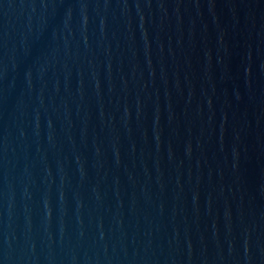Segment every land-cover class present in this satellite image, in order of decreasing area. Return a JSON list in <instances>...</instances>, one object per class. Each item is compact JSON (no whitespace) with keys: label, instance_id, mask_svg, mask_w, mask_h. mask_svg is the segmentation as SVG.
<instances>
[{"label":"water","instance_id":"obj_1","mask_svg":"<svg viewBox=\"0 0 264 264\" xmlns=\"http://www.w3.org/2000/svg\"><path fill=\"white\" fill-rule=\"evenodd\" d=\"M0 264H264V0H0Z\"/></svg>","mask_w":264,"mask_h":264}]
</instances>
